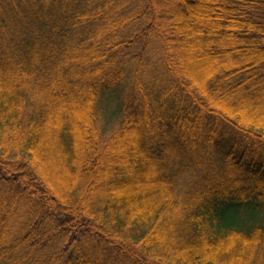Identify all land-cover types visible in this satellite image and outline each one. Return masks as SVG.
<instances>
[{"label":"trees","instance_id":"trees-1","mask_svg":"<svg viewBox=\"0 0 264 264\" xmlns=\"http://www.w3.org/2000/svg\"><path fill=\"white\" fill-rule=\"evenodd\" d=\"M0 264H264V0H0Z\"/></svg>","mask_w":264,"mask_h":264},{"label":"rangeland","instance_id":"rangeland-1","mask_svg":"<svg viewBox=\"0 0 264 264\" xmlns=\"http://www.w3.org/2000/svg\"><path fill=\"white\" fill-rule=\"evenodd\" d=\"M190 55L191 57L193 56L192 51L190 52ZM109 103L114 104L117 102L115 100V101H110ZM109 107L110 105L108 104V107H106V110L104 109L98 110V113H99L98 125H99V128L101 129L103 136H106L110 132L114 131L119 122L118 112H116V110L115 112L114 110H110ZM180 195H181L180 190H178V192H176V196H180Z\"/></svg>","mask_w":264,"mask_h":264}]
</instances>
